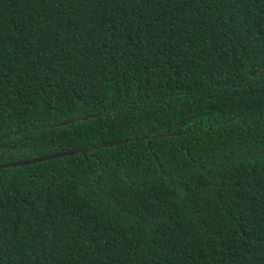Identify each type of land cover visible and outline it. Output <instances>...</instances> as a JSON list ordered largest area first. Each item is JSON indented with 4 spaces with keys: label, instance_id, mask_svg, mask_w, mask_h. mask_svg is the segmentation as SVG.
<instances>
[{
    "label": "trees",
    "instance_id": "obj_1",
    "mask_svg": "<svg viewBox=\"0 0 264 264\" xmlns=\"http://www.w3.org/2000/svg\"><path fill=\"white\" fill-rule=\"evenodd\" d=\"M71 151L0 264H264V0H0V165Z\"/></svg>",
    "mask_w": 264,
    "mask_h": 264
},
{
    "label": "water",
    "instance_id": "obj_2",
    "mask_svg": "<svg viewBox=\"0 0 264 264\" xmlns=\"http://www.w3.org/2000/svg\"><path fill=\"white\" fill-rule=\"evenodd\" d=\"M96 115H88L85 116L83 118H81V121H86L88 119L94 118ZM75 122L74 119H67L64 120L60 123H58L56 126L57 127H65L68 125H71ZM113 144H105L103 147L107 148L109 146H111ZM74 152H60V153H56V154H51V155H47V156H43V157H38V158H34V159H29V160H24V161H16V162H11V163H7V164H2L0 165V168H17V167H22V166H26V165H34V164H38L44 161H49V160H53L56 158H63V157H67V156H71L73 155Z\"/></svg>",
    "mask_w": 264,
    "mask_h": 264
}]
</instances>
